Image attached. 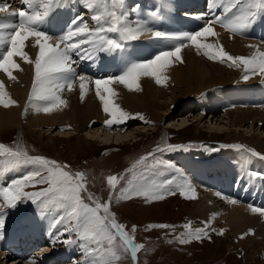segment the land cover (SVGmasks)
Segmentation results:
<instances>
[{"label":"rangeland","instance_id":"374dc122","mask_svg":"<svg viewBox=\"0 0 264 264\" xmlns=\"http://www.w3.org/2000/svg\"><path fill=\"white\" fill-rule=\"evenodd\" d=\"M130 3H132L133 6ZM159 4V7L155 4L157 10H160L163 7L161 2H159ZM14 6H19V0H11L10 7L12 8ZM109 7L111 8V5H109ZM169 7L172 9V6ZM38 10L42 11L43 8L40 7ZM164 10V12L157 13L159 21L163 24L168 19V10L166 8ZM53 11L57 14V16L54 17V21H51L48 18L46 19L51 23H57L60 27H65L68 23L67 20L62 17L61 19L64 20H60L59 11L56 12L55 9L52 10V13ZM117 11L119 12L120 9L118 8ZM122 11L127 13L125 17V22L127 23L126 18L130 21L131 16L137 17L140 11L147 12L149 10L146 2L140 0L138 6L134 5L133 2L123 4ZM50 12L49 14L51 15L52 13ZM216 15L217 17H223L225 13L223 12L222 15L216 13ZM176 16L177 18L180 17L178 13ZM57 19H59L60 22ZM146 19L141 21H145ZM151 21L155 22L150 19L149 22ZM260 22L264 23L261 20ZM157 29L162 30L159 28ZM246 31L250 30L247 29ZM249 33L245 34L247 38L251 37L252 31ZM112 35H115V33H112ZM51 41L53 40H50V43H52ZM56 43L57 42L53 41L54 45ZM188 49L192 48L188 47ZM113 52L114 51L104 52L102 57L99 58L85 59V65L90 66V69L87 71H96L93 68V65L95 66V64H93V59L95 62H101L102 58L106 61L107 59L109 60L108 62L111 63L110 68L112 71H123L122 68L129 66L126 62V60L129 59L128 54L132 52L136 55L133 50L127 49L126 44L121 56H115ZM155 52L157 54L161 53V51L157 49ZM199 54V56L202 55L201 60L205 61V64L207 65L205 69L208 68V65H212L211 59L209 61V58L205 55L201 53ZM126 55L128 56L126 57ZM106 61H103L102 63H105ZM217 63L218 65H221V67L224 66L227 71L233 70L234 68L229 67L228 63L225 64L218 61ZM119 66L120 68H118ZM234 69L236 70L237 68L235 67ZM75 70L74 72L77 77L80 75L87 77L83 73L79 74L80 71L78 69ZM104 74H106V71L102 72V75ZM104 79L107 80L112 78ZM95 80L97 79L89 78L88 81H84L88 87L84 92L83 99H81V82L78 78L74 80L71 90H68V88L65 87L62 91H59L57 94L61 99L66 101V105H60L53 111L59 113L62 119L56 120L55 122H53L54 120L48 123L44 122L43 125H40V123L39 125H34L35 123L37 124V122H34L35 120L31 119L35 117L33 114H37L40 112V109L47 107L50 101L34 99L33 88L30 81L29 87L24 89L27 91V96L21 100L18 99L17 93L13 91L12 86L9 84L8 88L11 91L7 94L12 100L18 103V106H21L23 113L21 117L22 122L17 126L7 127L0 130V145L12 150L22 149L27 153L28 157H41L46 158L49 161H55L61 166H66L64 170L73 175L83 173L85 176L84 184L86 191L81 192V197L84 203L88 204L90 207H96L97 203L101 205L107 204L108 213L106 214L103 211V208H101L99 214L101 216H111L112 218L115 216L117 221L124 225L125 229L127 228V232L133 236L136 244L144 246L137 250V264H264V217L260 215H257V217L250 216V218L248 216V218H244L243 220L245 222L242 220V223H244L245 227L241 230L236 228L229 229L228 227H225L223 221L215 220L211 222L208 220V216L201 212L204 192L199 191V194L198 192H194L195 190L193 187L191 188L194 191L191 190L189 186H185L182 192H175V194L170 197L155 201H150V199H146L144 196H133L130 199L124 198L129 195L131 190L141 189V186H143L144 190L149 191L148 185L143 183L146 181V174L149 175L148 178L150 180H159V183L164 184L161 178L159 179L158 171L162 168H159L158 166L169 164L170 158L167 153L176 149H189L195 147L198 150L199 148L198 152H195L199 153V156H203V153L200 151L213 149L215 147H229L224 148L229 150L230 148H236L245 144L252 148L250 149L246 147L231 152L220 151L215 158L203 160V163L207 162V164L213 161L218 162L219 160H224L225 158H223L222 154H225L226 152L227 154L233 155L235 153L241 154L240 151L247 150L250 152L249 150H252L264 157V122L260 121L261 119L264 120V118L252 115L251 119L245 122H233L236 117V112L234 111L239 109H244L246 111L250 108H258L264 111V105L259 107L255 106L253 103V101H258V93L254 92L251 94L248 90L249 87L264 82V76L263 78L251 77L249 80H246L247 82L243 80V78L239 79L237 76L234 79V81H238L235 85H228L227 87L217 86L218 88L214 90L215 93L208 91L199 95L197 98L192 97L189 99L178 92L181 91L180 89L184 90V87L178 86L173 91L170 90L167 82L159 86L160 88L162 87L164 93L166 92L164 96L155 99L158 102V111L161 112L160 114L162 115L161 120H155L153 118L146 103L143 104L140 101L141 103L139 102L138 105L133 106V109V107L131 108V105L128 104L129 102L127 100H124L125 102L119 100V96H121V93H123L127 87L124 84L115 82V78H113L112 80L114 82L111 85L115 88H120L121 90L120 93H117V95L112 98L113 102L123 111L129 113L130 118L119 126L115 125L111 127L105 125V121L110 119V115L104 112L102 101L96 94ZM230 91H237L239 96L236 97L235 95V102L230 101L231 103H226L224 96L225 93H229ZM105 95H107V93H105ZM177 96L178 98L182 97L184 99L180 98L181 100H179ZM176 98L180 101H178L179 105L183 104L182 108H180L182 111L175 112L174 110L177 108H174L175 103L173 102ZM207 99L210 101L209 105L205 103V100ZM198 100L201 102H196ZM214 101L218 103L214 104ZM239 104L245 105L239 106ZM219 105L221 107H219ZM206 107H212L213 110H215L216 115L207 110L202 112L201 108ZM169 109H171V112ZM190 109L192 112H190ZM228 110L232 112L233 117L228 115ZM27 113L33 117L29 118ZM140 115L143 116L142 120L139 118ZM184 121H192V124L189 123L183 128H177L181 127V124L183 125ZM91 129L95 131L99 129L101 134H92V131H90ZM231 130H235L232 135L229 134ZM115 131L123 134L130 133L126 136L128 138L123 139V141L114 140L113 137L110 138V140L108 139L109 142L103 140V137L109 136ZM242 133L245 134L246 137H243ZM247 135H251L252 137L259 135L261 138L252 139L249 143L243 139L248 138L249 136ZM96 136L97 138H95ZM182 154L183 153L172 155L176 166L179 168L181 165L180 163H176V160L183 158L181 156ZM233 156L235 157V155ZM234 157L231 161L235 166L236 160ZM4 160V157H0V166L2 168L7 166L3 163ZM17 171L18 175H21L22 167L18 168ZM110 176L117 177L118 182L115 187L108 184V178ZM159 183L157 184L160 185ZM187 183H189L188 179ZM7 185L8 179H4V175H0V192ZM26 191H31L30 187H28ZM90 195L92 197L91 199H89ZM188 196H193L194 198L188 199ZM145 200L150 202H146ZM3 201V195L0 193V209L6 204ZM222 206L224 207V205ZM39 207L40 206L35 203L32 207L29 206L26 208L23 207V204H19L15 207L3 208L0 210V213L4 211L7 214H11V212L16 211V215H20L24 212H32L31 214L37 216L36 211ZM42 210H47L46 212L49 211V214L51 212L53 213L55 210H57L59 214L63 212L61 209H56V207H49L48 209ZM252 218H255L256 220L254 221ZM13 220L14 218L12 221ZM150 221H165L166 225H169V227L149 228L150 225H153L149 224ZM10 223L12 222L4 224L3 229H5L6 235L14 233V231L10 230L8 227L6 228ZM65 225L66 223L62 225V230H64ZM133 225L136 226L134 232L132 231ZM222 225L224 227H221ZM251 225H253V227ZM7 229H9V231ZM197 229H203L207 235L200 240L190 237L189 232L191 231L194 234ZM39 230L42 231L41 226L39 227ZM238 230L241 232H238ZM74 233L75 232L71 234L72 238L67 237L66 239L65 237L68 233H64L62 238L59 239L60 243H57L59 245L51 247L54 249V253L56 252L58 254L61 250L70 247L68 253L67 250L66 252L63 250V254L61 253L66 260L72 261L69 259L74 256L75 259H78L77 261L80 262V264H84L82 263L84 260H87L88 264H97L100 260V256L89 251L86 252V257L83 258V255L77 253V247L79 245H76V243L79 244L80 241L84 242L89 249L95 248L96 246L90 244L88 241L82 240L79 238L80 236L78 234L76 235V233ZM244 233L248 234L245 235ZM208 237H210V239ZM44 239H47V236L42 237V240ZM69 239H73L75 244L64 242V240L66 241ZM77 239L79 242H76ZM181 239H189L190 242L180 243ZM120 244H122V241H120L118 237L116 251L120 259L113 260L112 264H135V259H133L131 251H124L120 247ZM71 245H73V247ZM107 247V244H105V248ZM2 248L3 247H0V251L2 250L7 254L8 251L5 250V248ZM72 248H75L76 250L72 251ZM38 252L39 251H37V253ZM37 253H33V258L38 256ZM66 253L69 254L68 257L66 256ZM38 259L39 258H37V260ZM27 262L28 260H26V258L15 253L9 254V256H2L0 261L1 264H26Z\"/></svg>","mask_w":264,"mask_h":264},{"label":"snow or ice","instance_id":"6c2138e0","mask_svg":"<svg viewBox=\"0 0 264 264\" xmlns=\"http://www.w3.org/2000/svg\"><path fill=\"white\" fill-rule=\"evenodd\" d=\"M21 2L32 11L28 12L20 10L18 13H10V16H18L17 22H4L0 20V46L5 47L2 59H0V70L7 73L10 79L15 80L12 70L19 69V65L14 63V57L22 56L29 63L30 60L24 51L25 41L29 37L36 38V44L39 48L37 59L34 61L35 66V83L33 85V98L41 101H50L47 107L43 108L44 112H51L60 105H66V101L57 94L65 87L71 90L75 79H79L81 84V99L84 98V92L88 85L84 83L86 77L83 75L76 76L72 63V53L81 49L82 45H87L94 52H110L122 51L125 47V41L137 40L140 35L145 32L152 31L153 37L156 39H184L191 42L198 52L203 49L202 54L207 58L221 63L228 62L229 67H244L245 75L243 80H248L250 75L257 73L264 75V52H259L257 56L244 57L232 56L221 45L213 43H201L202 38L209 34L215 35L213 24H220L234 34H244L246 30L254 23L259 11H264V0H227L225 6V15L223 17H213L207 22L206 26L195 33L183 34V36H173L160 31H153L149 28H141L139 26L131 27L125 22L127 13L122 11L124 0H82L89 10H97L92 19L96 21L97 27L89 30L87 23L80 17L74 21V27L54 45L50 43V38L46 33L38 30L41 24L49 15L54 0H45L42 4V11L36 10V6L40 4V0H21ZM60 2V0H57ZM111 5V8L109 7ZM120 9L118 12L117 9ZM237 9V12H233ZM6 6H0V12H7ZM231 14V15H229ZM156 16V13H152ZM103 21V23H102ZM9 31L5 32L4 30ZM115 33L117 38H110L107 34ZM65 47L61 48L60 45ZM183 43L177 44L174 49L162 51L153 59L143 63H133L123 75L115 78V82H119L127 86L129 90H141L138 83L141 75H150L155 78L158 85L165 84L168 79L163 75V70L168 66L170 60L175 58L183 62L181 57V49ZM87 51V48L84 49ZM22 70V69H20ZM114 81L112 79L95 80L96 94L103 104V110L110 115V119L105 121L106 126H113L124 123L130 118L129 113L123 111L117 104L113 102L116 92L109 87ZM5 85L0 82V104L10 106L16 104L11 100L4 91ZM107 93V95H105ZM139 118L142 120L143 116ZM252 155L260 156L252 150ZM0 157H4V164L10 165V170H17L24 165H34V170L29 171L22 178L12 181L11 186L2 190L3 200L8 207H15L17 202L21 200H31L33 203L41 206L42 209H48L50 206L62 209L55 219L54 224H63L67 221L62 235L64 233L72 234L75 232L82 240L94 244L96 247L85 251L95 253L100 256L97 264H112L113 260H119L117 255V238L119 237L122 244L120 247L124 251H131L133 259H136L137 250L143 248V245L136 244L133 236L126 230L125 226L116 222L114 217L109 220L107 215L99 214L101 208L107 214V204H96V207H90L84 203L81 192L86 191L85 176L83 173L75 175L64 170L66 166H61L55 161H49L41 157H28L27 153L22 149L12 150L0 145ZM264 159V157H261ZM254 176L264 177L262 173H254ZM116 176L108 178V184L115 187L117 183ZM169 184L171 181L168 182ZM38 185H47L36 191H25L28 187H36ZM165 194H175L173 191L165 189L163 192H149L143 189H133L129 195L124 198H132L133 196H144L146 199H164ZM91 195L89 199H91ZM188 199L194 198L188 196ZM236 203V201H232ZM253 213L264 215V209L250 206ZM4 227L3 216L0 215V230ZM160 227L167 228L169 225H150L149 228ZM136 230L133 225L132 231ZM207 233L203 229L195 230L193 234L189 232V236L197 240L203 239ZM247 235V234H245ZM210 239V237H208ZM66 243H74L72 240H66ZM189 239H181L180 243H189ZM107 244V248H105Z\"/></svg>","mask_w":264,"mask_h":264},{"label":"bare ground","instance_id":"6f19581e","mask_svg":"<svg viewBox=\"0 0 264 264\" xmlns=\"http://www.w3.org/2000/svg\"><path fill=\"white\" fill-rule=\"evenodd\" d=\"M159 2L157 3V7L160 6ZM130 4H132V3H130ZM132 6H133V4H132ZM55 9L56 8H54L53 10H55ZM56 12H57V10H56ZM223 12L225 13V10ZM50 13H52V11ZM135 13H136V11H135ZM229 15H231V14H229ZM55 16H57V14L53 11V13L51 15L49 14L47 18L51 21H54ZM59 16H60V20H64V19H61L62 16L60 14H59ZM151 19L154 20L155 22H152V21L150 22L151 27H149V29H151L152 26H154L156 29L157 28L162 29L164 24L159 21L157 14H156V16H152ZM262 19H258L253 30L246 31L244 34H234L220 24H213L212 27L214 29L215 35L209 34L207 37L202 38L201 43L207 42V43H213V44L221 45L224 48V50L227 51L232 56H244V57L257 56L259 52H264V23L260 22V20L262 22H264ZM57 20H59V19H57ZM60 20H59V22H60ZM126 20H127V24H129L130 22H129L128 18H126ZM141 22L143 24V21H141ZM251 31H252L251 37L247 38V36H245V34L251 32ZM115 35L117 36V34H115ZM153 39L155 40L154 37H153ZM146 41H147V39L143 40V42H146ZM51 42L53 44V41H51ZM143 42L141 44H145ZM188 47H191L192 49H188ZM24 51L27 53L28 57L33 62L29 63V62L25 61L22 56H19V55L14 57V63L19 65V69H13L12 70L13 76L16 77L15 80L10 79L6 72H4L3 70H0V82H3L5 85L4 91L6 93H10L11 90H9V88H8V85L10 84L13 88V91L15 93H17L18 99H20V100L24 99L27 96V94H26L27 91H25L24 89L29 87V81L31 82L30 84H32V88H33V85L35 83L34 61L37 59L38 53H39V48L36 44V38L35 37H29L26 39ZM155 51H156V49H155ZM161 52H162V50H161ZM202 52H203V49H201L200 52H198L196 47L194 45L190 44V45L184 46L181 49V57L183 59L182 63L180 62V60H177L175 58H172L170 60L168 66L163 70V75L168 78L165 83L168 82L170 90L174 91L178 86H181L187 90L180 89L181 91H178V92H180V94L185 95L187 97V99L192 98V97L197 98L199 95H202L208 91L215 93L214 90L220 86H222V87L226 86L227 87L228 85H235L238 81H234V79L237 76L240 79L245 75V70H244V67L242 65L240 67H236L237 68L236 70L234 69L235 68L234 67L233 70L227 71V69H225L224 66L221 67V65H218L217 61H214V60L211 61L212 65H208V68L205 69V67H207V65L205 64V61L201 60L202 55L199 56L200 55L199 53L202 54ZM126 54H128V53H126ZM142 54L145 55L146 54L145 51H143ZM128 55H126V57L128 56L129 59L126 60V62L128 63L129 66H131V64H133V63H137L136 62L137 59L135 58L134 53L131 52ZM103 59L104 58L101 59V62L100 61L95 62L93 59V64H95V66L93 65V68L95 70H98L99 73L105 72L106 69L111 70V68H110L111 63L108 62L109 60L107 59V61H106ZM103 61H106V62L102 63ZM209 61H210V59H209ZM130 62H131V64H130ZM224 63L226 64L228 62H224ZM118 68H120V66ZM20 69H22V70H20ZM75 71H77V70H75ZM113 72H115V71L113 70ZM263 76L264 75H261L258 73V74H255V76L250 75L249 79L251 77L263 78ZM88 79H89V77H86L85 81H88ZM104 80H106V79H104ZM138 83L140 85L141 90L130 91L128 88H126V90L124 92L122 91L123 93H121V96L118 95L120 97L119 100H121V101L127 100L129 102L128 104L131 105V108L133 106L138 105V103L140 101L143 104L146 103V105L150 109L149 112H151L153 118L155 120H161L162 115L160 114L161 112L158 111V108H159L158 102L155 99L163 97L166 92L165 93L163 92L162 87L160 88L159 87L160 85H158L156 83L155 78L153 76H150V75H141ZM110 87L113 88V90L116 92V94L121 92L120 88H115L111 84H110ZM221 93H225V92H221ZM235 95H236V97L239 96L237 91H230L229 93L228 92L225 93L224 99L226 100V103H228L230 101L235 102L236 101ZM7 96H8V94H7ZM9 98L11 99V97H9ZM177 98H178V96H177ZM177 98L173 101L175 103L174 108L177 107L176 109H174L175 112H178L180 110L182 111V109H180V108H182L183 104L179 105V102H180L179 100L184 99V98L180 97L181 99L178 98L179 99L178 100ZM196 102H201V101L198 100ZM209 102L210 101L208 99L205 100V103L208 105H209ZM216 103H218V102H216ZM219 107H221V106L219 105ZM43 108L40 109V112H38L37 114H33V115H35L34 118H32L33 117L32 115L27 113V116L29 118H32L31 120H35L34 122H37V124L36 123L35 124L31 123V124L39 125V123H40V125H43L44 122L48 123V122H52L53 120H54L53 122H55L56 120L62 119V117H60L59 113H55L54 111L44 112ZM137 108H138V106H137ZM133 109H134V107H133ZM172 109H173V107H172ZM201 110H202V112H204L205 110L211 111L216 115L215 110H213L212 107L201 108ZM169 111L171 112V109H169ZM190 112H192L191 109H190ZM234 112H236V117L234 118V121H233L234 123L239 122V121L245 122V121L251 119L252 115H255V116L260 117V118H264V111L261 109H258V108H250L249 110H246V111L244 109L243 110L239 109V110L234 111ZM240 112H243V113H240ZM227 113L230 117H233L232 116L233 114L231 111L228 110ZM261 113H263V114H261ZM22 114L23 113H22L21 106H18V103L14 104V105L7 106V107L4 106L3 104H0V130L3 128H7V127L9 128L12 126L19 125L22 122V120H21ZM38 115H40V116H38ZM260 121L264 122L263 119H261ZM184 122H183V125L181 124V127H177V128H183V127L187 126L189 123L192 124V121H187L185 123ZM235 130L234 131L231 130L229 132V134L232 135L233 132H235ZM90 131H92V134L93 133L101 134L99 132V129L97 131L91 129ZM128 133H130V132H128ZM128 133L123 134L121 132L115 131V132L111 133L109 136L103 137V140L109 142L108 139L110 140V138L113 137L114 140L123 141V139L128 138V137H126L128 135ZM242 135H243V137H246L245 134L242 133ZM247 136H249V137L243 138V139L248 141L249 143L252 141V139H257V138L260 139L261 138V136H259V135L255 136V137H252L251 135H247ZM95 138H97V136ZM253 146H254V144H253ZM240 152H241V154H238V153L233 154V155H235V157L231 154H227V152H226L225 154H222L223 158H225L224 160H219L218 162L213 161V162L208 163V164H207V162L203 163V161L200 162L196 159H191L189 155H198V157H202V155L199 156V153H196V152L190 153V154L183 153L181 155L183 158L176 160L177 161L176 163H180V165H181L180 168H184V174L187 177L189 184L195 190V192H198L199 194H200L199 191L204 192V199H203L202 206H201V208H202L201 212H203L204 215L208 216L207 217L208 220L211 222L215 221V220L223 221L225 227H228L229 229H232V228L235 229L236 228L239 230H241L245 227L244 223H242V220L244 218H248V216L249 217L250 216L251 217H254V216L257 217V215L264 217V215H261L260 213H253L251 211V207H250V206H254V207L264 209V177H257V176L253 175L254 173L264 174V159H261L262 156L252 155L247 150L246 151H240ZM233 157L236 160L235 166L233 165V163L231 161ZM224 161H226V162H224ZM211 201H214V202H211ZM232 201H236V203H232ZM222 205H224V207ZM32 206L33 205H31V207ZM6 211H8V210H6ZM46 211H43L41 209V206H40L38 208V210L36 211L37 216L31 214L32 212L31 213L30 212H24L20 215H16L17 214L16 211L11 212V214L10 213L7 214L4 211L2 213H0V215L3 216L4 224L12 222V223L8 224L6 226V228L8 227L10 230L14 231L13 234L6 235L5 229L0 230V238H1L0 239V247H3V248H5V250L8 251L7 254L5 252H3L2 250L0 251V261H1L2 256H6V255L9 256V254H13V252H11V251H12V248L15 244H19V248H22V252H24L25 251L24 249L28 248L30 244H36L37 243L39 245H44V243H47L50 245L49 246L50 248L40 249L39 248L40 246L35 248L32 251V254L37 253V251H39L37 253L38 256L34 257L36 260L34 262L28 261L26 264H38V262H39V264H61V263L62 264H80V262L77 261L78 259L77 258L75 259L74 256L72 257L74 260L72 258L69 259L72 261H68L65 258H63V255H61V253L63 252L64 249L61 250L60 252H58V254L56 252L54 253V249H52L51 247H54L55 245H57V246L59 245L57 243H60L59 239L62 238V234H61L63 232L62 225H64V223H66V225H67L68 222L65 221L63 224H59V225L54 224V219L59 215V212L57 210H55L53 213L51 212L49 214V211L48 212H46ZM34 214H35V212H34ZM13 218H14L13 221H16V222L12 221ZM252 219L254 221L256 220L255 218H252ZM248 222H250V221H248ZM253 224H254V222H253ZM14 226H17V227H14ZM40 226H41L42 231L39 230ZM251 226L253 227V225H251ZM221 227H224V226L222 225ZM9 229H7V230L9 231ZM239 230H238V232H241ZM42 233H44V234H42ZM46 236H47V239L42 240V237H46ZM48 236H49V238H48ZM67 237L70 238L71 234H67L65 239ZM77 241H78V239L76 240V242ZM64 242H65V240H64ZM76 245H79L77 247V253L80 255H83V258H85L86 257L85 249L87 248V244L80 241L79 244L76 243ZM71 246L73 247V245H71ZM68 248H66L64 250V252H66V250H67V253H68V250H70V247H68ZM75 248H72L71 250L74 251V250H76ZM67 253H66V256L68 257L69 254H67ZM34 255H36V254H34ZM40 255L42 256V258ZM23 257L26 258V260H27V255H23ZM37 258H39V261L37 260ZM92 261H93V259H92ZM64 262H66V263H64ZM89 262H90V259H89ZM82 263L88 264L87 260H84Z\"/></svg>","mask_w":264,"mask_h":264}]
</instances>
